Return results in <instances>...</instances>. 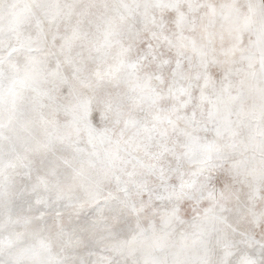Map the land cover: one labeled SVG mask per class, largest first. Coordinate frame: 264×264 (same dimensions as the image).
Segmentation results:
<instances>
[{
    "label": "snow or ice",
    "instance_id": "6c2138e0",
    "mask_svg": "<svg viewBox=\"0 0 264 264\" xmlns=\"http://www.w3.org/2000/svg\"><path fill=\"white\" fill-rule=\"evenodd\" d=\"M0 264H264V0H0Z\"/></svg>",
    "mask_w": 264,
    "mask_h": 264
}]
</instances>
